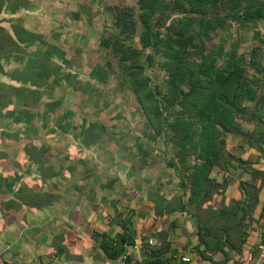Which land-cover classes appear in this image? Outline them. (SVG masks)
Listing matches in <instances>:
<instances>
[{
	"label": "crops",
	"instance_id": "crops-1",
	"mask_svg": "<svg viewBox=\"0 0 264 264\" xmlns=\"http://www.w3.org/2000/svg\"><path fill=\"white\" fill-rule=\"evenodd\" d=\"M30 1L0 0V264H120L122 255H115L112 243L125 232V223L139 247L125 252L140 262L155 259L162 241L169 250L157 255L169 263L186 256L191 264H264L258 250L264 211V73L256 84L257 101L237 120L238 130L225 137V151L211 168L213 186L194 202L190 189L166 167L152 174L150 168L131 170L106 161L101 162L104 175L77 177L68 163L61 170L62 151L49 156L44 144V72L33 83L25 54L37 50L38 43L29 48L16 33L30 31L20 17ZM92 148L71 145L72 153L83 155ZM179 197L186 209H166H177ZM156 205H163L161 214ZM197 221L205 226L207 245H200Z\"/></svg>",
	"mask_w": 264,
	"mask_h": 264
},
{
	"label": "rangeland",
	"instance_id": "rangeland-1",
	"mask_svg": "<svg viewBox=\"0 0 264 264\" xmlns=\"http://www.w3.org/2000/svg\"><path fill=\"white\" fill-rule=\"evenodd\" d=\"M257 1L263 4V0ZM152 4L153 0H31L30 8L20 16L28 30L58 46L65 58L66 63L55 59L61 65L59 81L55 82L51 76L44 89V144L51 149L49 156L56 157V153L62 151L59 153L61 170L68 163L76 169L74 176H101L106 170L101 162L118 161L131 170L150 168L153 174L154 168L163 172L168 161L176 160L174 144L154 137L123 72L124 65L129 62L125 64L121 60L123 49H140V37L136 32L141 26L140 8ZM223 11L221 9V13ZM121 14L126 15L127 26L119 28L116 22ZM185 18L186 15L176 11L164 16L156 14L153 33L166 31L167 26ZM197 28L192 27L190 32L196 33ZM263 34L264 21L251 20L241 25L230 19L211 36L205 45L206 52L199 56L191 53L187 63H200L201 58L212 52L219 57L223 48L227 52H237L245 63L256 58L263 67ZM152 47L143 49L144 57L139 64H144L142 67L151 86L159 93H166L169 62L162 55L164 49L160 48L161 54H158L155 46ZM148 53L154 55V63L150 66L144 60ZM51 81L54 82L52 90L49 88ZM91 123L98 125L94 129L98 136L94 148L99 149L92 148L84 155L72 153L71 145H87L82 128ZM81 162L85 164L80 165ZM107 174L114 175L109 169Z\"/></svg>",
	"mask_w": 264,
	"mask_h": 264
},
{
	"label": "trees",
	"instance_id": "trees-1",
	"mask_svg": "<svg viewBox=\"0 0 264 264\" xmlns=\"http://www.w3.org/2000/svg\"><path fill=\"white\" fill-rule=\"evenodd\" d=\"M140 9L138 20L141 26L136 32L141 47L123 49L122 63L129 62L122 67L123 72L148 125L154 131V137L165 138L166 143L174 144L176 160L168 161L166 168L175 171L179 185L182 184L186 191L190 189L192 203L195 197H202L213 186L209 178L211 168L225 151V137L238 130L237 120L247 116L249 107L257 101L259 89L256 84L263 81L264 65L262 67L256 58L245 63L237 52H227L223 48L218 53L220 58L212 52L201 58L200 63L191 65L187 58L191 53L198 56L205 53V45L211 36L230 19L239 21L241 25L251 20L264 21V0L263 4L257 0H153L152 5ZM221 9L225 12L221 13ZM171 11L182 12L186 18L167 26L166 31L153 33L155 15L164 16ZM125 16L121 14L117 19V27L127 26ZM132 23L135 26L134 19ZM194 26L198 30L191 33ZM16 33L19 41L26 42L29 48L38 43L37 50L25 53L31 81L34 83L40 71L44 72L42 80L45 87L51 76L55 82L59 81L61 65L54 59H62L66 63L61 49L33 31L21 29ZM152 46L158 54H161L160 48L164 49L162 55L169 62L166 93H159L151 86L142 67L144 64H139L144 57L143 49ZM144 60L150 66L154 63V55L148 53ZM53 83L49 86L51 90ZM96 127V123H91L82 128L87 147L98 142V136L94 134ZM181 200L179 197L181 204L177 209L168 205L166 209L173 212L186 209ZM162 208L163 205H156V213L161 214ZM128 225L123 224L125 232L117 237L114 245L112 243L115 255H123L127 247L134 245ZM196 225L200 245H207L203 232L205 226L198 221ZM168 250L169 246L163 249L161 241L159 250L154 251L155 259L148 263L171 264L157 255Z\"/></svg>",
	"mask_w": 264,
	"mask_h": 264
},
{
	"label": "built area",
	"instance_id": "built-area-1",
	"mask_svg": "<svg viewBox=\"0 0 264 264\" xmlns=\"http://www.w3.org/2000/svg\"><path fill=\"white\" fill-rule=\"evenodd\" d=\"M260 226L262 230V239H261V243L258 248L259 260H264V211L262 213V217L260 218ZM148 243L151 245L154 244L152 240H150ZM132 248L134 250H138L139 247L138 245H133ZM120 264H154V263L140 262L130 257L128 253H124L121 256ZM171 264H191V259L189 257L182 256L179 259H177L174 263H171ZM256 264H259V263H256Z\"/></svg>",
	"mask_w": 264,
	"mask_h": 264
}]
</instances>
